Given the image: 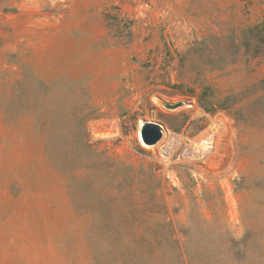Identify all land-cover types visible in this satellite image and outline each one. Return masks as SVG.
<instances>
[{
  "label": "rangeland",
  "instance_id": "1",
  "mask_svg": "<svg viewBox=\"0 0 264 264\" xmlns=\"http://www.w3.org/2000/svg\"><path fill=\"white\" fill-rule=\"evenodd\" d=\"M0 264H264V0H0Z\"/></svg>",
  "mask_w": 264,
  "mask_h": 264
},
{
  "label": "water",
  "instance_id": "2",
  "mask_svg": "<svg viewBox=\"0 0 264 264\" xmlns=\"http://www.w3.org/2000/svg\"><path fill=\"white\" fill-rule=\"evenodd\" d=\"M160 103L168 109H175L183 105L182 100L172 103L160 99ZM140 136L143 142H146L150 145L155 144L160 140L162 136V127L155 122H144L140 126Z\"/></svg>",
  "mask_w": 264,
  "mask_h": 264
},
{
  "label": "trees",
  "instance_id": "3",
  "mask_svg": "<svg viewBox=\"0 0 264 264\" xmlns=\"http://www.w3.org/2000/svg\"><path fill=\"white\" fill-rule=\"evenodd\" d=\"M258 26H259V25H255V26H253V27H250V28L248 29V31H253V30H255L256 28H258ZM201 100H202L201 97H199V101L202 103Z\"/></svg>",
  "mask_w": 264,
  "mask_h": 264
}]
</instances>
